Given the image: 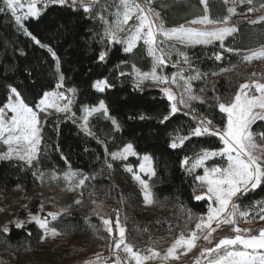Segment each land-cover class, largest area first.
I'll use <instances>...</instances> for the list:
<instances>
[{
  "label": "trees",
  "instance_id": "obj_1",
  "mask_svg": "<svg viewBox=\"0 0 264 264\" xmlns=\"http://www.w3.org/2000/svg\"><path fill=\"white\" fill-rule=\"evenodd\" d=\"M156 9L170 28L179 24L188 26L187 21L200 14L191 13L190 8ZM23 25L30 36L0 12V109L9 100L11 88L17 89L23 101L33 108L45 92L55 89L62 75L64 88L76 89L72 107L75 114L79 115L85 106L98 105L102 99L111 115L119 121L120 129L114 130L111 121L94 117L90 120L94 136H87L62 115L44 117L38 158L33 161L32 167L14 160H0V206H4L12 196L20 194L25 206L19 212V218L37 214L40 199L37 177L33 173L48 170L61 172L68 166L89 177L86 183L88 190H92L95 199H102V202L96 204L100 205L99 208L93 206L91 214L88 207L81 203L53 224L66 235L88 231L91 229L89 225H94L97 232L105 236L100 216L114 220L116 214L113 209H119L120 219L127 229V240L137 248H142L145 240L150 246L151 237L156 242L153 246L163 250L172 242L173 236L182 230L187 232L193 229L197 218L206 215L208 203L194 199V176L181 168V161L185 156L194 157L202 148H221L219 139L207 135L193 137L183 147L170 148L172 136L187 134L189 127L195 126L194 121L181 111L161 124L159 121L167 112L168 101L160 89H134L129 75H120L121 72L130 73L133 64L146 70L149 60L145 59L142 63L136 60L138 55L141 56L139 47L132 54H125L119 45L109 46L107 60L103 63L97 61L103 45L94 15L90 16L82 9L49 5L39 18H30ZM239 32L238 28L236 36H239ZM32 36L47 47L36 44ZM235 41L225 44L229 46ZM47 48L56 53L59 69ZM182 51L190 58L192 68L206 74L200 85L207 103H194L193 106L200 113L214 118L219 126L223 125L224 120L217 108L210 107L214 103L213 95L229 97L240 83L253 79V73L258 77L264 76V61L242 62V55L247 51H241V55L224 52L217 42L208 46L183 47ZM217 52L223 56L220 61L214 59ZM222 68H230L231 71L212 75ZM175 70L178 69L168 65L164 73L170 74ZM100 79H106L110 87L98 93L92 84ZM140 115L146 118L141 120ZM253 131L264 132V123L254 125ZM127 143L133 144L139 156L148 155L153 160L156 175L151 180V188L155 203L148 213L142 206L140 192L130 183V176L122 170L124 164L106 157L105 148L111 153ZM105 159L112 163V169L107 167ZM127 162L133 167L137 166L134 158ZM111 173L122 185L120 188L128 191L121 195ZM263 198L264 185L241 197L239 203L252 204ZM122 206L124 211L121 215ZM189 210L193 215L190 221ZM138 228L141 231H136ZM145 228L147 231H143ZM9 229L8 234L0 232V264L26 259L32 264H40L54 256L52 242L40 243L41 232L35 225L29 224L22 229L10 226Z\"/></svg>",
  "mask_w": 264,
  "mask_h": 264
},
{
  "label": "snow or ice",
  "instance_id": "obj_2",
  "mask_svg": "<svg viewBox=\"0 0 264 264\" xmlns=\"http://www.w3.org/2000/svg\"><path fill=\"white\" fill-rule=\"evenodd\" d=\"M241 4L251 5L253 0H239ZM152 0H145L148 5L145 8L137 0H0V12L10 13L16 25L24 31L25 35H31L24 28L22 21L29 18H39L44 8L49 5L67 6L73 10L82 9L90 16L94 15V10H98L99 19L104 25L103 35L100 43L103 45L98 52L97 61L103 63L108 58L109 46L122 45L125 53H132L139 42H143L146 51L152 59V67L149 72H143L132 65L131 73L121 72L120 75H132L134 78V89H141L145 81L151 80L154 84L161 85L160 91L167 98L168 105L166 114L162 115L160 123L169 121L182 109H187L183 115L190 116L195 126L189 127L187 134L173 135L169 147L177 149L183 147L186 141L193 137L215 136L219 139L223 147L219 149L202 148L194 157L185 156L181 161V168L189 175L194 173L193 195L196 201L207 200V213L197 218L194 229L187 232L181 231L172 237V243L164 251L157 250L154 246L156 242L149 237L150 246L140 249L127 240V229L120 219L119 209H113L115 220L100 216L101 223L107 237H101L109 241L108 248L114 260L102 257L97 253L95 259H90L84 264H154V262L178 261L181 255H186L198 246V241L203 239L211 247L200 246V257L207 258V264H264V228L252 229L241 228V222L251 224L256 217L264 220V200L256 201L249 209L241 207L239 200L247 196L250 191H254L264 185V132L253 131V125L257 121H264V76L256 79L249 78L244 83L238 85L237 90L229 97L213 95L214 103L210 107L217 108L224 120L222 126L214 122V118L200 113L194 103L201 105L207 103L202 95H197L193 91L192 81L204 78L206 74L192 68L190 58L182 51L183 47H195L198 45L208 46L219 42L220 48L224 52L241 55V50L228 47L225 41L238 32L235 25L230 24L231 17L236 15L235 6L228 8V16L222 19H210L207 14L187 21V25H179L167 28L158 12L151 8ZM205 5L206 0H200ZM228 3V0H225ZM235 4V0H233ZM42 5L43 7H38ZM115 8L114 12L110 9ZM264 8V4L261 5ZM254 11L253 8L248 9ZM107 13V15H105ZM111 17V19L109 18ZM131 21V23H130ZM251 25L264 23V15L255 20H250ZM36 44L40 41L32 36ZM41 47H47L40 44ZM48 52L56 60L59 69V60L56 53L47 48ZM175 52L178 59L171 63L173 68H177L169 77L164 75L163 69L169 65L172 53ZM214 59H223L221 53H214ZM253 60L264 61V45L258 49H252L242 55V62L251 63ZM181 64L187 68H180ZM185 71L190 74L185 75ZM231 71L230 68H222L219 73L213 72L212 75H220ZM256 76L255 73L252 74ZM64 77L58 78L56 89H61ZM171 84V87L168 85ZM98 92H104L110 87L106 79H100L92 84ZM177 89L179 95L173 89ZM76 89H66L64 92L53 91L45 92L43 97L35 105V110L28 106L21 98L20 93L15 88L10 89L8 103L0 109V143L7 146V150L0 153V160L17 159L28 167L33 166V161L38 158L39 145L41 143V117L40 113L54 109L57 113L71 111L70 105L73 100L66 93L75 94ZM203 93L204 89H200ZM57 101H66L62 106ZM11 113L10 118L5 112ZM84 115L80 117L82 128L86 135H93L89 128V117L99 113L105 119L111 121L114 130L120 129L119 121L110 113L104 100H100L96 106H85L82 109ZM133 117H130V119ZM146 117L140 115L139 119ZM179 131V130H177ZM100 141H98L99 143ZM106 157L110 156L112 161H126L130 156L140 159L138 171H134L132 166H125L124 171L132 174V179L139 185L140 193L145 206L155 203V196L149 180L156 175L153 167V160L150 156L139 154L134 150L131 143L125 144L118 151L109 153L105 148ZM225 161V163H214L207 166V161ZM105 164L109 169L113 165L107 159ZM197 169H203V174L197 173ZM148 177L144 179L141 176ZM33 175H37L36 172ZM74 185L75 188H83L87 176L80 174ZM78 173L69 168L64 173V179L68 182V191H73L72 182L77 179ZM43 173L38 178H42ZM53 179L56 174L53 173ZM83 194V193H81ZM77 205L81 200H76ZM96 202L93 201V204ZM97 208L100 205H96ZM67 214V210L62 212L48 213L52 221H57L62 215ZM193 218L191 211L188 212V220ZM28 223H34L41 232L40 243H46L49 239H55L64 233L57 227L50 224L47 218L38 215H31ZM17 229L24 228L22 221H16ZM227 226L231 235H223L216 238L214 243L213 234ZM94 234L98 229L94 225H89ZM141 231V229H136ZM147 231V229H143ZM3 232L8 234L10 229L4 226ZM172 229L169 227V233ZM31 235V233H29ZM123 253V255H121ZM195 264H200L199 258Z\"/></svg>",
  "mask_w": 264,
  "mask_h": 264
},
{
  "label": "rangeland",
  "instance_id": "obj_3",
  "mask_svg": "<svg viewBox=\"0 0 264 264\" xmlns=\"http://www.w3.org/2000/svg\"><path fill=\"white\" fill-rule=\"evenodd\" d=\"M137 2L140 3L141 5H143L145 8L148 7V5L145 4V0H137ZM167 2H170V3L167 4ZM109 3H111V0H109ZM206 3H207V9H208L207 13H205V5L201 4L200 0H152L151 8L155 12H158L159 14H160V12L156 8H159L162 11H168L167 9H172V10L175 9L176 10V9H181V8H188V9L190 8L191 13H200L199 16L192 17L190 20L197 18V17H201L205 14H207L210 19L216 20V19H222L223 17L228 16L229 15L228 8L235 6L237 14L233 15L231 17L230 23H233V25H235L237 28H239V31H240L239 36H236L238 33L237 32L232 37H228L226 39L225 43H228L229 41L237 40L233 44H230L228 47L237 48L241 51H247V52L249 50H252V49H258L262 45H264V23L257 24V25H251L249 23L250 20H255L259 16L264 15V8H261V5L264 4V0H253V3L251 5L247 4L246 2L241 4L239 2V0H235V4L233 3V0H228V3H225V0H206ZM155 4H156V6H155ZM38 7H43V6L38 5ZM250 7L253 8L254 11L249 12L248 9ZM110 11L114 12L115 8L110 9ZM1 13L7 15L9 17V19L13 22V24L17 28H19L16 25L15 20L11 16L10 13H4V12H1ZM105 15H107V13H105ZM160 16H161V14H160ZM94 17H95V20L97 21V23L99 24L100 37H101L103 35L104 25L101 22V20L99 19L98 10H94ZM109 18L111 19V17H109ZM161 18H162V16H161ZM162 20H163V18H162ZM24 21H26V20H24ZM24 21H22V23ZM130 23H131V21H130ZM167 28H170V27H167ZM171 28H173V27H171ZM217 43H219V42H217ZM119 46L122 48V51H123V46L122 45H119ZM138 47L140 49L139 52L141 53V56L138 55V57H136V60H138V63L144 62L145 59L149 60V64H148L146 70H141L140 68L139 69L143 72H149L151 70V67H152V59H151V57L148 56L147 51H146V46L143 45L142 41L138 43L136 48H138ZM136 48H134L133 51ZM123 53H125V52L123 51ZM132 53H125V54H132ZM177 59H178V57L176 56V53L173 52L172 56H171V61L169 62V66H171V63L176 61ZM253 61H256V60H253ZM183 66H184V69L187 68V65H184V64H181L180 68L181 67L183 68ZM164 69H163L162 74L168 75L169 77L172 75L173 72L177 71V70H175V71L171 72L170 74H165ZM131 72H132V67H131ZM189 74L190 73L188 71H185V75H189ZM256 78H259V77L256 75L253 79H256ZM129 79H130L131 84L133 85L134 84L133 76L129 75ZM202 80H203V78L198 79V80H193L191 83H192L194 93L197 95L203 96V94L200 92V89H202V87L200 85ZM168 86L171 87V84H169ZM145 87H155V88L160 89L162 86L154 84L151 80H148V81H145L143 83V85L141 86V88H145ZM65 90L66 89L64 87L61 89H56V87H55V89H53L50 92H53V91L64 92ZM173 90L176 92L177 95H179V92L177 89L174 88ZM96 92H98V91H96ZM98 93H101V92H98ZM66 95L71 97L73 102H74V95L72 93H66ZM73 102L70 105L71 111H69L67 113H65V112L57 113L54 109H51V108L48 109L47 112H45V113H40V117H41L40 127L42 128L44 117H48L51 115H62L67 120H69L70 122L75 124L85 134V132L82 130V128L78 126V125L82 124L80 117L82 115H84V113L82 112V109L84 107L81 109L80 114L77 115L73 112V108H72ZM7 103H8V101L6 102V104ZM57 103L62 106L64 103H66V101H57ZM4 106L1 109H3ZM33 109L35 110V106L33 107ZM181 111L184 112V111H187V109H182ZM5 112L8 115V117L10 118L11 113H8L6 109H5ZM94 117H99L101 119H105L99 113L93 114L91 117H89V125L88 126H89L90 130H91L90 120ZM105 120H108V119H105ZM108 121H110V120H108ZM258 123H264V121H257L256 124H258ZM87 136H92V135H87ZM222 147H223V145H222ZM6 150H7V146L0 143V153L5 152ZM139 157H142V156H139ZM130 158H134L135 160H137V166L133 167L131 164H129L127 162L128 160H126V161L117 160L114 162L123 163L124 164L122 166L123 171H124L125 166H132L134 171H138V165L140 164V159L136 156H130L128 159H130ZM107 159L112 161L110 156H107ZM12 160L22 162V161H19L17 159H12ZM206 163H207V166H212L214 163L222 164V163H225V161L220 160V158H216L215 160H209ZM69 168L70 167L67 166L61 172H58L55 170L38 172L36 175L37 181H38L37 193H38V196L40 199L39 200L40 205L38 208L39 211L35 215H38L41 218H47L49 220L50 224H52V225L55 222H57L63 215L57 221H52L51 217L48 216V213H52V212L59 213V212H62L64 210H67V213H68L71 210V208L77 206V204L75 203L76 200H81L83 205L88 207L89 214H91V212H93L92 209H93L94 205L101 204V202H102V199H99V200L95 199L96 197L93 194L92 190H88V184H86L88 182V180H86L83 188H75L74 187L77 180L79 178H82V176L80 174H82L83 176H87L86 174H84L81 171L71 169L72 171L77 172L78 176H77V179L72 182V186L74 187V190L73 191L67 190L69 187V184L64 179V173L68 172ZM124 172L130 176V183L132 185L136 186V188L140 192V187L132 179V174H130L126 171H124ZM199 172H200V174H203V169H197V173H199ZM40 173H43L42 178H38ZM53 173L56 174V177H57L56 179L52 178ZM195 174L196 173H194L192 176H195ZM111 176H112V179H113L116 187H118V189H120L121 195L124 194V191L126 192L127 189L123 190L122 188H120V187H122V185H120L119 181L115 178L113 173H111ZM141 176H142V178H144L146 180L148 179V177L143 176L142 173H141ZM151 180H149L150 185H151ZM250 192H253V191H250ZM81 193H83V194H81ZM140 195H141V193H140ZM123 200H124V198H123ZM141 200H142V206L144 207L146 212L148 213L149 211H151L153 204L149 205V206H145L143 203L142 195H141ZM262 200H264V198ZM93 201H95L96 203L93 204ZM205 201H207V200H205ZM207 203H208V201H207ZM254 203H252V204L240 203V205L244 209H249ZM24 206H25V202L22 200L20 194H16V195L12 196L11 198H9L7 200V202L5 203L4 206H0V232H3V228L5 225H7L8 228L11 226L14 229H17L15 226L16 221L24 222L25 226H27L29 224L35 225L34 223H28V221L30 219V215H26L24 218H19L18 214L23 209ZM123 211H124V206H122L121 215H122ZM239 226L241 228H252V229L256 230V229L264 228V220H260L259 217H256V219L253 223L247 224V223L241 222L239 224ZM102 228H103V226H102ZM194 228H195V226L193 227V229ZM105 234H106L105 236H101L98 232L94 234V232L91 228L88 231L77 233V234H74L72 236L66 235L64 233L63 235H61L55 239H49V241L52 242L53 248H55V254L49 260L43 261V263H40V264H84V262L87 260L95 259L97 253H101L102 257H104V258H109V260H114V257H112L111 252L109 251V248H108L109 241L107 239L101 238V237H107L106 232H105ZM223 235H231L227 226H224L222 230H218L216 233L213 234L214 243L216 242V238H219ZM170 244L167 247H165L163 250H159V251L164 252L170 246ZM142 245H144V246L140 249H144V248L148 247V240H145ZM200 246L211 247L213 245H207L206 242L203 239H201L198 241V246L196 248H194L191 252L187 253L186 255H181L178 261H172L171 264H186L189 260H191L190 264H195V261L197 260V258H199L200 264H207V258L206 257H200V251H201ZM121 255H123V253H121ZM12 264H32V263L29 262L28 259H26V260L16 261ZM154 264H167V262L157 261V262H154Z\"/></svg>",
  "mask_w": 264,
  "mask_h": 264
},
{
  "label": "crops",
  "instance_id": "obj_4",
  "mask_svg": "<svg viewBox=\"0 0 264 264\" xmlns=\"http://www.w3.org/2000/svg\"><path fill=\"white\" fill-rule=\"evenodd\" d=\"M143 157V156H142Z\"/></svg>",
  "mask_w": 264,
  "mask_h": 264
}]
</instances>
